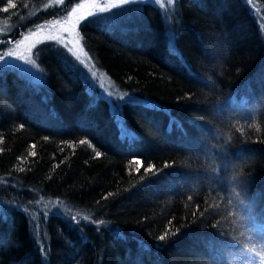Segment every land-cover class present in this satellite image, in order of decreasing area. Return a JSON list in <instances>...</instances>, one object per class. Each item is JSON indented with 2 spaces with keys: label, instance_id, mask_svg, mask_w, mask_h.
<instances>
[{
  "label": "trees",
  "instance_id": "1",
  "mask_svg": "<svg viewBox=\"0 0 264 264\" xmlns=\"http://www.w3.org/2000/svg\"><path fill=\"white\" fill-rule=\"evenodd\" d=\"M77 1L40 10L45 0H0V22L12 25L0 49ZM153 2L134 0L140 13L129 20L78 29L95 67L133 103L89 93L55 47L34 49L37 83L0 73V264H195L207 255L202 238L215 235L199 230L217 215L209 189L226 193L223 168L206 170L213 160L239 164L264 216V131L246 127L264 98V0ZM118 124L137 139H121ZM169 228L176 234L159 240Z\"/></svg>",
  "mask_w": 264,
  "mask_h": 264
},
{
  "label": "clouds",
  "instance_id": "2",
  "mask_svg": "<svg viewBox=\"0 0 264 264\" xmlns=\"http://www.w3.org/2000/svg\"><path fill=\"white\" fill-rule=\"evenodd\" d=\"M211 80V76L201 78L202 83ZM262 111L264 98L251 106L252 119L246 124L248 129L256 133L264 131V126L259 120V113ZM233 127L242 132L245 124L235 121ZM225 139L230 140V137L226 135ZM221 167L224 173L221 182L226 187V193L216 192L213 196L211 188L209 189L210 209L217 215L210 225L199 226L200 231L214 229L215 235L202 238V246L207 255L198 258L195 264H264V216L247 197L241 181L243 173L239 164L235 162L221 164L213 160L206 170L220 177ZM211 187L214 188L215 185ZM191 198L188 197L189 200ZM175 234L174 232L173 235Z\"/></svg>",
  "mask_w": 264,
  "mask_h": 264
},
{
  "label": "rangeland",
  "instance_id": "3",
  "mask_svg": "<svg viewBox=\"0 0 264 264\" xmlns=\"http://www.w3.org/2000/svg\"><path fill=\"white\" fill-rule=\"evenodd\" d=\"M153 3L156 6L157 5L161 6L160 4L155 3V0ZM162 3L163 4L167 3V0H162ZM77 4H83L85 5V7L81 8L75 14V16L72 17L73 22L76 23V28L71 37L69 36V33L67 31H64V27H70V25L58 26L52 29L46 28V29L40 30L39 32L35 31L38 25L35 28L33 27L31 30H28L22 33L16 41H12L8 43L6 47L2 46V48L0 49V53L8 51L9 48H15L17 41H24L23 45L19 49H17L18 55L22 56L23 58L15 59L14 57H9L8 60L11 61V64H14L15 66H11V64L10 65H0V73L7 71L8 73H10L9 76H13V75L22 76L30 82L37 83L40 80V74H39L38 68L36 67V65L33 66V64L31 63L25 62V60L27 59L33 60L32 55L29 56L28 49L30 48L31 53L33 54L34 49L39 45L55 47L57 48V50H59L61 53L64 54V57H67L70 65L77 71L78 75L84 81L86 88L89 87L91 90H95L100 95L99 96L98 94H94L96 97L98 95L99 98H102L108 101V103H111L113 99L118 100V97L122 93L118 92L116 88L113 86V84L110 82V80L107 78V76L101 70L95 67V65L93 64L88 54H87V57H88L87 64L80 63V60L76 59V56H80L81 60L85 59V55H84L85 51L81 45L80 37L78 34L79 25L81 22L87 19L91 20V18L98 19L100 23H104V22L110 23L111 22V24H112V21L114 22L119 18L129 20L132 17L138 16V14L140 13V9H138L137 5L134 6L133 5L134 3L133 4L130 3L127 5H120L118 7H112L109 3V0H78L77 2L72 4L66 11L65 15L61 17L68 16L70 9L75 8ZM46 5H58V4L55 3V0H45V3H42V5L39 6V9L40 10L44 9ZM105 6H107L106 11L99 10V8H102ZM35 11H37V9ZM60 18H56V19H60ZM56 19H52L49 21H53ZM49 21H46L45 23L41 25H45ZM0 28H5L4 21L0 22ZM11 29H12V25H10L8 22L7 27L5 28V31L0 32V36L7 34L8 32L11 31ZM30 31L33 32L34 34L31 35V37L25 41L24 37L29 35ZM50 35H56V36L62 35L65 41H67L68 39H72L73 44L68 45L66 47L65 44L60 43L56 39H49ZM77 40L79 41L78 44L76 43ZM69 47L73 48V51L76 53V55H73L72 52L68 51ZM81 48L83 49V51H81ZM92 71H95L97 73L96 77H92ZM13 87L15 91L16 90L18 91L17 95L21 97L22 94L19 93V86L17 85ZM109 93H112V95H109ZM25 109L33 118H35V121L39 122V124H42L44 123V121H46L43 113L36 114L35 110L34 109L32 110V108H30L28 104L26 105Z\"/></svg>",
  "mask_w": 264,
  "mask_h": 264
},
{
  "label": "snow or ice",
  "instance_id": "4",
  "mask_svg": "<svg viewBox=\"0 0 264 264\" xmlns=\"http://www.w3.org/2000/svg\"><path fill=\"white\" fill-rule=\"evenodd\" d=\"M134 2V0H109V3L112 7H118L120 5H127V4H130ZM148 3H152L153 0H147ZM174 2V0H167V3L169 5H172ZM55 3L57 4H62L63 3V0H55ZM155 3L157 4H160L161 7H163V3H162V0H155ZM8 7H12L14 8L15 7V3H13V0H9L8 2ZM25 7H27V5H25ZM85 5L83 4H77V6L75 8H72L70 9L69 11V15L68 16H64V17H61L60 19H56V20H53V21H49L47 24L45 25H38L37 26V29L35 30L36 32H39L40 30L42 29H52V28H56L58 26H65V25H70V27H64V31H67L69 33V36L71 37L73 32L75 31V28H76V23L73 22L72 20V17L75 16V14L81 9V8H84ZM98 7V6H97ZM100 11H106L107 10V6L105 7H102V8H99ZM0 11H8V8H0ZM91 14V13H90ZM7 20L4 21V25H5V28L7 27ZM5 28H0V32H4L5 31ZM34 33L30 31L29 35L25 36L24 37V40H28L31 35H33ZM78 35V34H77ZM49 39H56L58 40L60 43L62 44H65V46L67 47L68 45H71L73 44V41L72 39H68L67 41L64 40L63 36L60 35V36H56V35H50L49 36ZM0 42H3V41H0ZM24 41H17L16 42V45H15V48H9L8 51L6 52H2L0 53V65H10L11 64V61L8 60L9 57H14L15 59H22L23 57L18 55L17 53V49H19L22 45H23ZM77 44L79 43V41L77 40L76 42ZM68 51L69 52H72L73 55H76V53L73 51V48L72 47H69L68 48ZM81 51H83V49L81 48ZM28 53H29V56L32 55L31 53V49L29 48L28 49ZM37 57L39 55V53H36L35 54ZM85 55V59L81 60L80 59V56H76V59L77 60H80V63H84V64H87L88 62V57H87V53L85 52L84 53ZM26 63H31L33 64V66H35V60H32V59H27L25 60ZM11 66H15L14 64H11ZM97 73L95 71H92V77H96ZM87 78V77H86ZM94 87V85H93ZM109 95H112V93H109ZM125 97H129V94L127 92H123L119 97L118 99L120 100H124ZM128 103H133L134 101L129 97V99L126 101ZM118 108H119V105L117 104H113V116H114V119L116 121H120L121 117H120V113L118 111ZM118 127H119V130H120V138L121 139H125V140H133L135 141L137 138L135 137V134L132 133L129 129H127V127L121 125V124H118ZM0 143H3V140L0 139ZM80 143H87V141H80ZM33 148L35 147V145L32 146ZM0 151H3V149H0ZM29 155H35V152H30ZM96 155L97 156H100V152H96ZM136 163H139L138 161H136ZM151 170V169H149ZM20 171H24L23 168H20ZM109 195H111V193H109ZM49 203H52V202H49ZM59 203L61 206H64V202L63 201H59L57 202ZM70 207V206H69ZM0 208H3V201H0ZM25 211H27V209H25ZM81 215L80 211H77L74 215L71 216V219L72 220H77V218ZM90 217V214H85L83 216V219L84 220H88ZM4 219H7L6 216L3 217ZM98 224H104L105 221L103 220H99L97 221ZM36 227L38 228L39 226L36 225ZM174 233V230L169 228L168 231H165L163 234L159 235L158 236V239L161 240V241H164L168 236L169 234H173Z\"/></svg>",
  "mask_w": 264,
  "mask_h": 264
}]
</instances>
